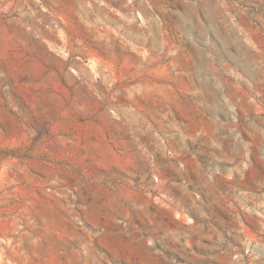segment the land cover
Returning <instances> with one entry per match:
<instances>
[{
	"label": "rangeland",
	"instance_id": "rangeland-1",
	"mask_svg": "<svg viewBox=\"0 0 264 264\" xmlns=\"http://www.w3.org/2000/svg\"><path fill=\"white\" fill-rule=\"evenodd\" d=\"M0 264H264V0H0Z\"/></svg>",
	"mask_w": 264,
	"mask_h": 264
}]
</instances>
